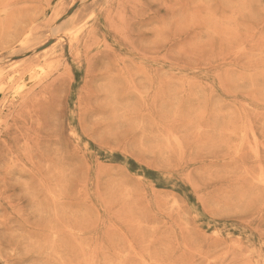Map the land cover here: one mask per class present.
Returning a JSON list of instances; mask_svg holds the SVG:
<instances>
[{"label":"rangeland","instance_id":"374dc122","mask_svg":"<svg viewBox=\"0 0 264 264\" xmlns=\"http://www.w3.org/2000/svg\"><path fill=\"white\" fill-rule=\"evenodd\" d=\"M0 264H264V0H0Z\"/></svg>","mask_w":264,"mask_h":264},{"label":"bare ground","instance_id":"6f19581e","mask_svg":"<svg viewBox=\"0 0 264 264\" xmlns=\"http://www.w3.org/2000/svg\"><path fill=\"white\" fill-rule=\"evenodd\" d=\"M57 15H59V14H57ZM56 16V15H55ZM82 32V29L81 28H79V29H75L74 30V32H73V35H74V37H77L80 33ZM38 76V75H37ZM36 79V78H35Z\"/></svg>","mask_w":264,"mask_h":264}]
</instances>
